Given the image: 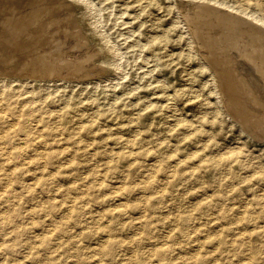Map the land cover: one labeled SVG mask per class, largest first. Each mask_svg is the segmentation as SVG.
Returning a JSON list of instances; mask_svg holds the SVG:
<instances>
[{
  "label": "rangeland",
  "instance_id": "rangeland-1",
  "mask_svg": "<svg viewBox=\"0 0 264 264\" xmlns=\"http://www.w3.org/2000/svg\"><path fill=\"white\" fill-rule=\"evenodd\" d=\"M21 1L1 0L0 11L5 16L0 13V20L25 15L22 23L37 19L42 27L34 30V25L23 31L21 40L14 41L15 47L5 50L0 45V78L17 89L21 86L18 80L32 81L27 88L37 91L42 103L37 101L34 107L41 109L27 118L17 112L10 114L5 106L0 108L10 124L0 128V264H183L177 258L172 261L179 249L169 252L166 248L171 226H184L183 233L192 226L222 229L226 239L236 236L235 229L241 231L244 235L236 239L247 242L250 264H262L264 122L255 115L249 119L253 126L245 129L227 115L206 71L204 50L217 53L224 49L231 58L234 53L226 46L231 40L225 41L226 32L210 17L201 18L197 20L201 36L218 39L222 45L218 49L214 43L197 51L189 43L192 40L183 15L193 14V1H207L209 6L218 5L222 11L228 8L226 12L246 18L232 7L244 5L257 14L256 2L264 0ZM82 1L87 2L85 7ZM67 9L72 11V30H82L74 38L65 32L70 22L67 26L56 21L46 25L66 18ZM80 11L84 20L79 18ZM51 29L56 35L52 39L60 42L57 67L85 53L87 59L79 74L59 68L51 81L43 82V78L26 74H43L33 62L48 53L44 36ZM105 38L109 40L102 43ZM109 44L115 47L112 56L98 48ZM104 56L107 62L102 61ZM26 60L29 64L24 68ZM228 65L232 76H238L235 63ZM232 95L252 109L244 96L247 91ZM259 95L253 99L263 104L264 112V96ZM15 99L13 109L18 111L26 95ZM33 116L41 119V143L33 140L38 133ZM26 132L29 147L24 155L3 163V155L9 157L19 150L11 148L16 144H8L7 137L18 143ZM32 156L37 159H30ZM185 240L182 236L186 261L192 256L185 253L194 247ZM188 260L186 264L195 261ZM233 262L214 260L213 264Z\"/></svg>",
  "mask_w": 264,
  "mask_h": 264
},
{
  "label": "bare ground",
  "instance_id": "bare-ground-1",
  "mask_svg": "<svg viewBox=\"0 0 264 264\" xmlns=\"http://www.w3.org/2000/svg\"><path fill=\"white\" fill-rule=\"evenodd\" d=\"M1 1V0H0ZM5 1V0H4ZM8 1V0H7ZM23 1V0H22ZM21 1V2H22ZM30 1V0H29ZM28 1V2H29ZM35 1V0H34ZM53 1V0H51ZM59 1V0H58ZM66 1V0H64ZM74 1V0H73ZM88 1V0H86ZM121 1V0H120ZM200 1V0H199ZM15 2V1H14ZM17 2V0H16ZM26 2V1H25ZM26 2V3H28ZM50 2V1H49ZM61 2V1H60ZM70 2V1H69ZM76 2V1H75ZM185 2V1H183ZM196 2H198L196 0ZM207 1H205L204 3H193V7L195 8L194 12L192 11L190 14L191 16L187 15H183L184 17V21L186 26L184 28L187 27L188 31L187 33L189 34L192 42L195 44V47L197 49V51H201L202 47L204 46H210L211 44H218V49H220V45H222V42L219 41L218 39H210L209 37H202L199 29H198V25H197V20L201 19V18H208L210 17L213 21L216 22V24L218 25V27H220L222 30H224L226 32V39L225 41L228 42V40H231L230 42L226 43V46L230 48V51L232 50L234 53L233 57H228L227 53H224V49H220L222 51L219 52H214L213 50H210L209 48L204 50L206 52L205 55V59H206V71H208L213 79V82H215V88H216V92L215 95L217 96L218 101L220 102V105L224 108L225 112L227 113V115H230L232 117V119L234 118L236 121H238L245 129H248L249 127L253 126V122H251L249 119H251L252 117H254L255 115H258L257 117H259L258 119H262V121L264 122V112L262 109V103L261 105L255 101L253 98L255 96H264V3L261 2H256V7H257V11L258 13L255 14V12L249 11V10H245L243 8L244 5L238 6L235 5L234 7H232L234 10L244 14L246 16V18H242L239 15H233L231 14L232 11L226 12V9L228 8H223L225 9V11H222L216 6L212 7L211 5L209 6L208 3L206 4ZM2 3V2H1ZM9 3V2H7ZM32 3V2H31ZM29 2V4H31ZM38 3V2H37ZM45 3V2H44ZM54 3V2H53ZM66 3V2H65ZM68 3V2H67ZM79 3V2H76ZM82 3H84V7L85 4L87 2L82 1ZM189 3V2H188ZM191 3V4H192ZM4 4V3H3ZM22 4V3H21ZM35 4V3H34ZM48 4V3H47ZM72 4V3H71ZM81 4V2H80ZM181 4V3H180ZM219 4V3H218ZM222 4V3H221ZM221 4L219 6H221ZM17 5V4H16ZM40 5V4H39ZM43 5V3H42ZM64 5V4H63ZM67 5V4H66ZM74 5V4H72ZM91 5V4H90ZM213 5V4H212ZM215 5V4H214ZM223 5V4H222ZM5 6V5H4ZM10 6V5H9ZM8 6V7H9ZM18 6V5H17ZM41 6V5H40ZM45 6V5H44ZM54 6V5H53ZM60 6V5H59ZM78 6V5H77ZM227 6V5H225ZM20 7V6H19ZM27 7V6H26ZM34 7V6H33ZM50 7V6H49ZM79 7V6H78ZM121 7V5H120ZM229 7V6H228ZM247 7V6H246ZM5 8V7H4ZM28 8V7H27ZM30 8V7H29ZM36 8V6H35ZM34 8V9H35ZM58 8V7H56ZM63 8V7H62ZM90 8V7H89ZM97 8V7H96ZM125 8V7H124ZM184 8V7H183ZM230 8V7H229ZM15 9V8H14ZM18 9V7H17ZM22 9V8H19ZM65 9V8H64ZM64 9L62 11H64ZM88 10V6H86V8ZM98 9V8H97ZM254 9V8H253ZM4 10V9H3ZM26 10V9H25ZM33 10V9H32ZM81 10V9H80ZM92 10V9H90ZM186 10V9H185ZM189 10V11H190ZM68 11V16L66 18H62L60 20H51L50 22H45L46 25H48V27L50 26V24H52L53 22H58V23H64L69 25L71 23V21H69L70 18V11L71 10H66ZM182 11V10H181ZM22 12V11H21ZM24 12V11H23ZM22 12V13H23ZM31 12V11H30ZM33 12V11H32ZM31 12V13H32ZM36 12V11H35ZM49 12V11H48ZM60 12V11H59ZM72 12V11H71ZM76 12V11H75ZM74 12V13H75ZM84 12V11H83ZM120 12V11H119ZM0 13L3 14V11ZM16 13V11H15ZM43 13V12H42ZM62 13V12H60ZM65 13V12H64ZM73 13V14H74ZM89 13V12H88ZM92 13V12H91ZM94 13V11H93ZM183 13V12H181ZM235 13V12H234ZM6 14V13H5ZM17 14V13H16ZM49 14V13H48ZM53 14V12H52ZM81 14V15H80ZM80 20H84L85 15H82L81 11H80ZM97 14V13H96ZM100 14V13H99ZM237 14V13H236ZM239 14V13H238ZM4 15V14H3ZM9 15V14H7ZM34 15V14H32ZM90 14H87L86 17H88ZM122 15V14H121ZM138 15V14H137ZM1 16V15H0ZM5 16V15H4ZM12 16V14H11ZM14 16V15H13ZM17 16V15H15ZM64 16V14H63ZM92 16V15H91ZM97 16V15H96ZM7 17V16H6ZM30 17V16H29ZM34 17V16H33ZM77 17V16H76ZM95 17V16H93ZM248 17V18H247ZM27 18V16L25 17V15L23 16H18V17H7L4 18L2 20H0V37H2L1 41H0V45L2 47V49H7V47H12L14 46V43L16 42V40H21V36L23 31L27 30L30 27H33L34 25H36V27H33V29H41L42 25L41 24H37L38 20H32L29 19L27 21H25L24 23L23 20ZM52 18V17H51ZM56 18V17H55ZM75 18V17H74ZM78 18V19H79ZM135 18V17H134ZM251 20H250V19ZM1 19V18H0ZM49 19V18H48ZM87 19V18H86ZM89 19V18H88ZM94 19H98V18H94ZM93 19V20H94ZM182 19V18H181ZM41 20V19H40ZM44 20V19H43ZM77 20V19H76ZM75 20V22H76ZM90 20V19H89ZM93 20H91L93 23H95ZM199 21V20H198ZM257 23H254V22ZM42 22V21H41ZM70 22V23H69ZM88 23V21H86ZM97 22V21H96ZM83 23V22H82ZM93 23H90V25H93ZM101 23V22H100ZM181 23V22H180ZM259 23V24H258ZM74 24V23H73ZM99 24V22L97 23ZM96 24V25H97ZM183 24V23H181ZM202 24V23H201ZM212 24V23H211ZM80 25V23H79ZM84 25V24H83ZM89 25V24H88ZM95 25V26H96ZM101 25V24H100ZM208 25V24H207ZM82 26V25H81ZM80 26V27H81ZM201 26V25H200ZM206 26V25H205ZM211 26V25H210ZM244 27V30H239V27ZM56 27V26H55ZM86 27V26H85ZM91 27V26H90ZM94 28V26H92ZM97 27V26H96ZM54 28V27H53ZM58 28V27H56ZM64 28V27H63ZM61 28V29H63ZM67 28V27H66ZM66 28L64 30H66ZM73 25L71 23V25H69V29L67 31H65L66 33H71V38L73 37H77L79 35V33L82 32H74L72 30ZM83 28V27H82ZM88 28V27H87ZM92 28V29H93ZM98 28V27H97ZM102 28V26H101ZM100 28V29H101ZM204 28V27H203ZM208 27H205V30ZM31 29V28H30ZM185 29V30H187ZM242 29V28H241ZM85 30V29H83ZM87 30V29H86ZM96 30V28H95ZM203 30V29H202ZM53 29H51V32L44 36V39H47V43H48V48H46L45 50L48 51V53L46 52V54L41 55L40 57H38V60H34V67H37L38 71H42L43 74L39 75V74H26L28 77L29 76H34L35 79L36 78H43V82H49L53 79V77H55V75H57V70L59 68H62L63 70H65L66 72H69L70 74H79L80 71L83 69V65L85 64V59H87L86 57V53L83 54L80 58H71L69 60H64V64L63 66H58L57 67V61L60 59V54L58 52V47L60 46V42L57 40H53V35L55 32ZM79 31V30H78ZM167 31V30H166ZM207 31V30H206ZM220 31V30H219ZM39 32V31H38ZM47 32V31H46ZM89 32V31H88ZM101 32V30H100ZM186 32V31H185ZM210 32V31H209ZM218 32V31H217ZM60 33V32H59ZM216 33V32H215ZM29 34V33H28ZM86 34V33H85ZM90 34V32H89ZM88 34V36H89ZM93 34V33H92ZM107 34V33H106ZM213 34V33H212ZM31 35V34H30ZM91 35V34H90ZM99 35V34H97ZM101 35V34H100ZM99 35V36H100ZM43 36V35H42ZM58 36V35H57ZM61 36V35H60ZM59 36V37H60ZM81 36V34H80ZM108 36V34H107ZM188 36V37H189ZM216 36V35H215ZM30 37V36H29ZM40 38H43L41 36H39ZM102 37V36H101ZM152 37V36H150ZM154 37V36H153ZM36 38V36H35ZM58 38V37H57ZM61 38V37H60ZM100 38V37H98ZM29 39V38H28ZM50 39V40H49ZM64 39V38H63ZM61 39V40H63ZM68 39V38H67ZM101 40L104 39V37L100 38ZM107 39V38H105ZM189 39V38H188ZM25 40V39H24ZM23 40V41H24ZM35 40V39H34ZM33 40V41H34ZM76 40V39H75ZM109 40V38L102 43H105ZM15 41V42H14ZM26 41V40H25ZM73 41V40H72ZM90 41V40H88ZM100 41V40H99ZM20 42V41H19ZM30 42V41H29ZM67 42V41H66ZM65 42V43H66ZM86 41H84L85 43ZM150 42V41H149ZM33 44V42H31ZM63 43V42H62ZM72 43V42H71ZM80 43V42H79ZM113 43V42H112ZM178 43V42H177ZM27 44V43H26ZM24 44V45H26ZM46 44V43H45ZM95 44V43H93ZM225 44V43H224ZM7 45V46H6ZM11 45V46H10ZM65 45V44H64ZM80 45V44H78ZM77 45V46H78ZM82 45V44H81ZM87 45V44H85ZM84 45V46H85ZM90 45V44H89ZM92 45V44H91ZM104 45H108V44H104ZM192 45V44H191ZM215 45V44H214ZM35 46V45H34ZM67 46V45H66ZM73 46V45H71ZM76 46V47H77ZM100 46V45H99ZM109 46H111L109 44ZM109 46H104V47H98L101 49V52L103 53H107L109 52L110 55L111 53H113V47H109ZM15 47V46H14ZM90 47V46H89ZM222 47V46H221ZM20 48V47H19ZM64 48V47H63ZM67 48V47H66ZM9 49V48H8ZM23 49V48H22ZM34 49V48H33ZM82 49V48H81ZM89 49V48H88ZM113 49V50H112ZM156 49V48H155ZM39 50V49H38ZM43 50V49H41ZM84 50V49H83ZM97 50V49H96ZM203 50V49H202ZM35 51V50H34ZM64 51V50H63ZM86 51V50H85ZM99 51V50H97ZM154 51V50H153ZM8 52V51H7ZM12 52V51H11ZM10 52V53H11ZM16 52V51H15ZM74 52V50H73ZM78 52V51H77ZM83 52V51H82ZM89 52V50H88ZM92 52V51H91ZM70 53V52H69ZM94 53V52H92ZM108 53V54H109ZM115 53V52H114ZM201 53V52H200ZM198 53V54H200ZM6 54V52H5ZM4 54V55H5ZM21 54V53H19ZM81 54V53H80ZM37 55V54H36ZM74 55V54H73ZM79 55V54H78ZM101 55V54H100ZM203 55V54H202ZM219 55H223V57H219ZM27 56V55H25ZM71 56V55H69ZM77 56V55H76ZM109 56V55H108ZM112 56V55H111ZM115 56V55H114ZM101 57V56H99ZM103 57V56H102ZM202 57V56H201ZM67 58V57H66ZM98 58V57H97ZM112 58V57H111ZM116 58V57H115ZM20 59V58H19ZM36 59V58H35ZM100 59V58H99ZM102 61H106L105 60V56L104 58H101ZM100 59V60H101ZM107 59V58H106ZM113 59V58H112ZM111 59V60H112ZM71 60V61H70ZM108 60V59H107ZM110 60V61H111ZM114 60V59H113ZM233 61L237 67V75L236 77H233L231 74V66H229V62ZM14 62V61H13ZM12 62V64H13ZM31 62V61H30ZM92 62V61H91ZM107 62V61H106ZM109 62V61H108ZM60 63V62H59ZM94 63V62H93ZM105 63V62H104ZM111 63V62H110ZM110 63L108 64V66L110 65ZM2 64V63H1ZM22 64L24 65V68L26 66H28L29 62L26 60L24 62H22ZM62 64V62H61ZM107 64V63H106ZM113 63H111L112 65ZM23 65H21L23 67ZM116 65V64H115ZM9 66V65H8ZM11 66V65H10ZM15 66V65H14ZM19 66V65H18ZM88 65H86L87 67ZM90 66V65H89ZM100 66V65H99ZM110 67V66H109ZM116 67V66H115ZM234 67V65H233ZM11 68V67H10ZM18 68V67H17ZM95 68V67H94ZM101 68V67H100ZM118 68V67H117ZM30 69V68H29ZM47 69V70H46ZM116 69V68H115ZM118 70V69H117ZM4 71V70H3ZM87 71V70H85ZM110 72V71H109ZM6 73V72H5ZM4 73V74H5ZM85 73V72H84ZM7 74V73H6ZM46 74V75H45ZM82 74V72H81ZM10 75V73H9ZM19 75H21L19 73ZM85 75V74H84ZM110 75V74H109ZM236 75V74H235ZM26 76V77H27ZM59 76V74H58ZM46 79H45V78ZM52 77V78H50ZM3 78V79H1ZM0 78V86L3 85V87L5 86V91L1 90L0 92V108L2 109L3 106H5L6 110L5 111H9L10 114L12 113H19L21 114L23 117L27 118L29 116H32V114L34 112H39V109H41V107L35 106L34 105L38 102H41L42 100L39 99V97L36 96L37 91H31L29 90L27 87L30 86V84L32 83L27 81L26 79H22V80H18L19 84H21L20 88H12V86L10 85V82L8 81H4V77L1 76ZM9 78V77H8ZM15 78V77H14ZM24 78V77H23ZM6 79V78H5ZM11 79V78H10ZM30 79V78H29ZM51 79V80H48ZM73 79V78H72ZM83 80V79H82ZM37 82V81H36ZM38 82H42V81H38ZM5 83V85H4ZM39 83V84H40ZM37 85V84H36ZM165 86V85H164ZM40 87V86H39ZM162 88V87H161ZM164 88V87H163ZM18 90H20L21 92H18ZM237 90H242V91H247V95H244L246 100H247V96H248V100H250V108L252 109H246L242 104L236 102L234 96L232 95V92L237 93ZM213 91V90H212ZM215 91V90H214ZM191 92V91H190ZM213 93V92H212ZM249 94V95H248ZM16 95H26V99L23 100V107L21 109H19L18 111H15L13 109V107L15 106L14 104L17 103L15 96ZM166 95V94H165ZM171 95V94H170ZM236 95V94H235ZM168 96V95H167ZM254 96V97H253ZM261 96V97H262ZM167 99V98H166ZM261 99V98H259ZM173 100V99H172ZM171 100V101H172ZM263 101V99H262ZM114 102V101H113ZM244 102V101H243ZM42 103V102H41ZM175 103V102H174ZM249 107V106H248ZM43 109V108H42ZM257 111L259 112V114H255L254 112ZM262 111V112H260ZM172 112V110L170 111ZM35 114V113H34ZM38 114V113H37ZM40 116H42L40 114ZM177 116V115H176ZM97 117V116H96ZM95 117V118H96ZM230 117V118H231ZM35 118V116H33V119ZM60 118V117H59ZM93 119V118H92ZM233 119V120H234ZM33 121H35V125L33 126V128L35 130H37V135L34 137L33 140L37 139V143H41L40 141V131L41 129L38 128V123L41 121V119H34ZM249 121V122H248ZM14 122V121H13ZM8 120H5V117L3 116V114H0V128L3 127V125H5L6 127L10 124H7ZM16 123V122H15ZM15 123H13V125H15ZM85 123V122H84ZM178 123V121H177ZM82 124V123H81ZM179 124V123H178ZM11 125V126H13ZM240 125V126H241ZM241 126V127H242ZM131 129V128H130ZM9 130V129H7ZM23 131V130H22ZM78 131V130H77ZM137 131V130H136ZM253 131V130H252ZM24 132V131H23ZM134 132V131H133ZM250 132V131H249ZM140 133V132H139ZM248 133V132H247ZM1 134V133H0ZM3 134V133H2ZM7 134H9V131L7 132ZM137 134V133H136ZM28 133L26 132L23 138H20L18 143H12L9 139V137H7V139L9 140L8 144H10L12 146V144H16L15 146L11 147L13 149H19L18 151H14L13 155L7 157V155H3L4 158H2L3 163L7 162V160H9L10 158L13 160H18L19 158L22 157V155H24L23 153L26 151L24 149H27L29 147L28 144ZM66 139V138H65ZM44 144V143H42ZM41 144V145H42ZM38 145V144H36ZM68 145V144H67ZM3 146V145H2ZM38 147V146H37ZM64 147V146H63ZM153 147V146H152ZM9 148V146H8ZM203 148V147H202ZM43 149V148H42ZM44 150V149H43ZM217 150V149H216ZM222 151V150H221ZM44 152V151H42ZM223 153V152H222ZM31 155H36L39 156V154L37 153H32ZM90 155V154H89ZM217 156V155H216ZM67 158V157H66ZM26 159V158H25ZM24 159V160H25ZM30 159H37V157L32 156ZM23 160V159H22ZM23 160V161H24ZM29 160V159H28ZM39 160V158H38ZM67 161V160H66ZM70 161V160H69ZM29 163V162H28ZM41 163V162H40ZM64 164V163H63ZM96 164V163H95ZM12 166V165H11ZM41 166V165H40ZM97 166V165H96ZM195 166V165H194ZM89 168V167H88ZM156 168V167H155ZM256 169V168H255ZM258 169V168H257ZM51 170V169H50ZM72 171V170H71ZM60 172V171H59ZM11 173V172H10ZM152 174V173H151ZM4 175V174H3ZM38 177V176H37ZM25 180V179H24ZM56 180V179H55ZM29 181V180H28ZM35 181V180H34ZM119 184V183H118ZM121 184V183H120ZM166 185V184H165ZM25 186V185H24ZM29 186V185H28ZM56 186V185H55ZM6 187V186H4ZM85 187V186H84ZM122 187V186H120ZM189 187V186H188ZM8 188V187H7ZM1 189V188H0ZM86 190V189H85ZM256 190V189H255ZM2 191V190H1ZM77 191V190H76ZM87 191V190H86ZM114 191V190H113ZM117 191V190H116ZM243 192V191H242ZM264 192V191H263ZM85 193V192H84ZM262 193V192H261ZM260 193V194H261ZM60 194V193H59ZM39 198V197H38ZM120 200V199H119ZM243 200V199H242ZM71 201V200H70ZM41 202V201H40ZM244 202V201H243ZM71 203V202H70ZM244 204V203H243ZM117 206V204H116ZM240 206V205H239ZM241 207V206H240ZM28 208V207H27ZM32 208V207H31ZM48 209V208H47ZM96 209V208H95ZM2 210V209H1ZM66 212V211H65ZM3 214V213H2ZM68 214V213H67ZM241 215V214H240ZM238 216V215H237ZM68 217V216H67ZM241 217V216H240ZM69 218V217H68ZM141 218V217H140ZM177 218V217H176ZM58 219V218H57ZM48 220V219H47ZM137 223V222H136ZM46 227V226H45ZM182 227L184 226H171L169 228V230L167 231V238L169 239V244H167L166 248L168 249L169 252H173L175 251V249H179L177 250V256H172V261L176 260V258L178 259L179 262L183 264L189 263V260L192 261V259H194L195 261L192 262V264H213L214 260H222L224 262H233V264H250L252 261V258L250 256V254L248 252H246L248 244L247 242H245V240L243 239H236V236L239 237L243 232L238 231L235 229V235L234 237H231L230 239H226L224 236H222V229L218 230V229H214V228H210V229H206V230H201L198 226H192L191 230H188L186 232L183 233ZM167 228V227H166ZM52 229V228H51ZM54 229V228H53ZM229 229V227H228ZM257 229V228H256ZM230 230V229H229ZM141 232V231H139ZM183 234V235H182ZM251 234V231L248 233V235ZM226 235H229L226 233ZM225 235V236H226ZM182 236L184 239H186L184 242L186 244H191L193 245V249H191L190 251H187L185 254H189V257L187 258V260L185 261V255L184 253L182 254ZM221 236V237H220ZM104 238V237H103ZM128 238V237H127ZM100 239V238H99ZM105 239V238H104ZM105 244V243H104ZM236 244V246H235ZM96 245V244H95ZM204 249L205 251L200 254V251ZM101 250V249H100ZM184 252V251H183ZM196 253H199V255H197L196 257ZM248 253V254H247ZM170 256V255H169ZM194 256V257H193ZM69 257V256H68ZM150 257V256H149ZM214 259V260H213ZM259 262L261 261V258L258 259ZM264 260V259H263ZM264 261H262V264Z\"/></svg>",
  "mask_w": 264,
  "mask_h": 264
}]
</instances>
